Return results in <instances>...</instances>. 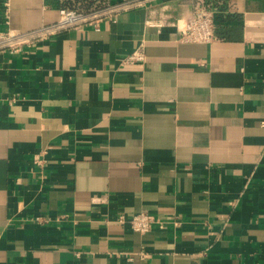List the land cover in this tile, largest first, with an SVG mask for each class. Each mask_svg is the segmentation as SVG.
I'll return each mask as SVG.
<instances>
[{"label": "crops", "instance_id": "crops-1", "mask_svg": "<svg viewBox=\"0 0 264 264\" xmlns=\"http://www.w3.org/2000/svg\"><path fill=\"white\" fill-rule=\"evenodd\" d=\"M117 1L0 0V30ZM185 1L0 53V264H264V0H213L210 43L147 23Z\"/></svg>", "mask_w": 264, "mask_h": 264}, {"label": "built area", "instance_id": "built-area-1", "mask_svg": "<svg viewBox=\"0 0 264 264\" xmlns=\"http://www.w3.org/2000/svg\"><path fill=\"white\" fill-rule=\"evenodd\" d=\"M8 3L9 0H5V4L8 5ZM140 3H142V0H122L86 11L62 10L54 23L30 30H18L7 26L0 30V53L8 52L14 54L20 52L24 47L50 39L59 32L70 28L91 26L94 29H98L101 21L105 19L114 21L120 12ZM182 6L183 10L176 19L170 18L165 13L164 7L159 9L157 15L155 14L156 11L152 10L147 23L156 24L158 22L157 24H165L170 20L172 24L179 25L181 39L185 42L210 43L221 38L217 31V26L221 22L220 16L223 14L219 3L213 0H187ZM155 17L158 19L157 21H155ZM142 59L143 53L139 49L126 56L123 61L133 63ZM41 161L40 155L34 159V162L39 165ZM34 220L42 222L45 219L38 216ZM117 221L121 224L128 223L131 231L140 234L148 233L154 225H158V227H164L165 225L163 220L147 211H140L130 216L120 214L117 217ZM139 256L143 259L148 258V254L142 251L139 252Z\"/></svg>", "mask_w": 264, "mask_h": 264}]
</instances>
